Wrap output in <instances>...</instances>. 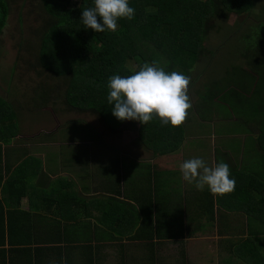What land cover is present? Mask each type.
I'll return each instance as SVG.
<instances>
[{
	"label": "crops",
	"instance_id": "0c3cea01",
	"mask_svg": "<svg viewBox=\"0 0 264 264\" xmlns=\"http://www.w3.org/2000/svg\"><path fill=\"white\" fill-rule=\"evenodd\" d=\"M190 111L175 128L181 138L153 148L140 129L134 140L133 130L121 132L132 143L110 145L68 131L73 123L28 133L18 116L20 141L3 147L0 166L4 229L15 233L0 244V264H251L239 235L249 222L246 178L259 159L258 135ZM192 158L227 163L234 190L213 196L184 181L179 166Z\"/></svg>",
	"mask_w": 264,
	"mask_h": 264
},
{
	"label": "trees",
	"instance_id": "16d2710c",
	"mask_svg": "<svg viewBox=\"0 0 264 264\" xmlns=\"http://www.w3.org/2000/svg\"><path fill=\"white\" fill-rule=\"evenodd\" d=\"M41 3L48 18L36 66L63 82L64 102L71 112H80L86 105L87 110L106 120L114 107L108 103L109 77L134 74L144 63L152 64L153 61L166 72L177 71L191 77L206 56L207 43L220 28L224 16L233 15L238 19L240 23L234 26L238 30L232 31L235 35L228 41L242 42L241 56L246 64L228 72L233 77L232 83L223 80L203 86L198 93L202 101L200 114H197L201 118L214 115L218 110L226 114L223 104L222 108L214 110L217 101L225 102L237 122L244 124L241 127H248L258 135L254 138L259 144V159L253 165L256 173L246 178L251 199V204L246 202L250 204L246 210L249 222L246 229L240 228L239 236L243 245L240 251L248 253L251 249V264H264V9L259 10L258 0H129V7L135 9L133 19H120L115 32L105 30L103 33L85 29L81 22L82 11L93 7L94 0H41ZM9 16V3L0 0V36ZM249 23L253 25L245 30ZM193 77L189 90L197 85L198 80ZM43 88L42 96L45 95L47 102L54 89ZM73 103L79 108L69 105ZM19 113L13 103L0 97V166L3 147L20 141ZM176 131L170 125H162L155 117L140 128L143 144L151 148L181 138ZM13 176L17 179L16 173ZM253 192H258L260 198L251 197ZM216 201L222 204L220 198ZM5 222V208L0 201L1 245L12 242L15 234L4 229Z\"/></svg>",
	"mask_w": 264,
	"mask_h": 264
},
{
	"label": "rangeland",
	"instance_id": "374dc122",
	"mask_svg": "<svg viewBox=\"0 0 264 264\" xmlns=\"http://www.w3.org/2000/svg\"><path fill=\"white\" fill-rule=\"evenodd\" d=\"M6 1L10 5V16L7 27L0 36V97L8 100L10 103H13L15 99L22 103L21 106L19 105L21 111L16 107L18 101L14 102L13 105L16 111H20V120L25 122V127H23L24 131L28 133L34 130L38 132L42 129L54 131L64 129L63 127L73 123L76 128L72 127L67 129L68 131L72 130L73 133L78 132V135L80 133L88 138L98 137L101 140L105 138L110 145H120L125 140L132 143L131 140H134L135 136L139 137V129L142 124L137 121L128 122V126L127 121H123L126 127L122 130V125L117 121H110V124L105 122L104 117L92 114L90 110L85 108L86 105L82 106L83 110L80 112L75 110L71 113L69 106L65 105L64 102L65 93L62 87L63 82L51 73H46L47 71L44 68L41 69L39 66H36L38 64L43 39L42 31L48 18L41 0ZM258 3L261 5L259 10L263 11L264 2L258 0ZM238 23L240 22L233 15L229 16L226 14L224 16L219 23L220 28L216 30V33L211 35V39L207 43L208 51L205 53L206 56L191 74V80L192 75L194 76V80H198L196 86L191 90L188 88V96L192 105L191 108L196 111V114H200L198 110L202 99L198 96V93L199 91L201 92L203 86L223 80L224 82L227 80L229 83H232L233 77L228 72L233 67L245 66L246 64L241 56L243 53L242 47L244 46L242 42H236L235 40L228 41L235 35L232 31L238 30V28L234 29V26H237ZM251 25L253 24L249 23L245 27V30ZM213 56L215 58L211 61ZM41 66L44 67L43 64ZM40 73H43V75H38ZM11 78L12 82H10ZM224 85L229 86L225 83ZM43 86H45V90L47 88L54 89L52 91L53 96L50 99L48 98L49 101L47 100V102L44 101L45 95L42 96L44 93ZM46 94L50 95V92H46ZM41 96L43 99H41ZM222 104L226 107L227 113L224 114L218 110V113L212 116L213 121L221 119V123L223 124H235L237 126L234 129L240 131V133H243L247 129L251 131L248 127H241L244 124L237 122L235 114L231 108L225 105V102L221 103L217 101L214 110L222 108ZM69 105L76 109L79 108L74 103ZM45 109H47L48 113L44 112ZM89 112L91 114H88ZM24 115L27 116L26 121L24 120L26 118ZM42 120L49 123L44 124L45 126L43 127L40 123ZM36 124L41 125L36 127ZM128 128L134 132L131 140L125 134L121 135V132ZM98 129H104L103 136L98 132ZM251 133L254 132L251 131ZM39 141L45 143L46 141H52V138L42 137ZM247 173L248 175L255 174V168L247 170Z\"/></svg>",
	"mask_w": 264,
	"mask_h": 264
},
{
	"label": "clouds",
	"instance_id": "9594fccd",
	"mask_svg": "<svg viewBox=\"0 0 264 264\" xmlns=\"http://www.w3.org/2000/svg\"><path fill=\"white\" fill-rule=\"evenodd\" d=\"M134 13L129 0H94L93 7L82 11L81 22L85 29L95 33L115 32L118 20H131ZM190 81V76L181 72H166L156 61L144 63L128 76H111L107 87L108 103L114 105L112 115L119 121H137L142 125L155 117L162 125L178 128L185 123L192 107L188 96ZM179 171L182 179L196 190L207 188L213 196H224L235 188L230 167L223 160L209 167L202 159L192 158L181 163Z\"/></svg>",
	"mask_w": 264,
	"mask_h": 264
}]
</instances>
